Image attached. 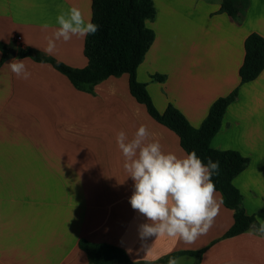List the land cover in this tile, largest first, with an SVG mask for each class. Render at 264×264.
Masks as SVG:
<instances>
[{"label":"crops","instance_id":"obj_1","mask_svg":"<svg viewBox=\"0 0 264 264\" xmlns=\"http://www.w3.org/2000/svg\"><path fill=\"white\" fill-rule=\"evenodd\" d=\"M222 1L152 0L156 16L147 25L155 40L137 78L160 113L172 104L195 128L217 99L239 89L211 146L249 159L234 185L246 213L264 220V71L243 85L240 78L247 38H264V0H248L242 18L222 12ZM58 5L79 7L93 22L95 0H0V42L9 51L1 64L0 50V264H89L82 239L124 249L134 262L202 251L176 257L194 258L192 264H264V236L247 231L225 238L234 212L218 191L219 214L194 242L141 239L148 221L129 203L134 181L123 168L117 133L131 139L145 125L164 152L186 151L178 135L132 96L127 74L89 93L51 64L19 56L27 48L45 54L46 38L58 27ZM85 39L58 41L47 56L84 69ZM14 58L24 60L29 79L10 71Z\"/></svg>","mask_w":264,"mask_h":264},{"label":"trees","instance_id":"obj_2","mask_svg":"<svg viewBox=\"0 0 264 264\" xmlns=\"http://www.w3.org/2000/svg\"><path fill=\"white\" fill-rule=\"evenodd\" d=\"M93 23L99 26L94 35L85 39L84 54L88 65L76 69L34 49H24L21 58L51 64L65 75L71 83L84 92H93L96 85L110 77L129 76L132 96L143 104L149 115L157 122L174 131L186 152L195 151L207 163L208 158L219 162V174L212 177L216 191L220 192L223 204L234 212V223L225 238L238 236L249 231L256 222L255 217L246 213L243 196L235 187L234 179L248 166L249 159L233 150L221 151L212 148L211 142L220 131L229 105L235 101L239 89L228 96L217 99L211 106L208 116L199 128L193 127L188 119L172 104L164 113L154 105L147 85L137 78V71L154 40L155 33L147 22L156 16L152 0H95ZM248 0H223L221 11L233 18H242L248 9ZM3 53L1 64L9 57L6 46L0 42ZM264 71V38L258 34L250 35L245 42V58L240 69L241 84L256 80ZM155 79L163 81V76ZM79 248L88 256L89 264H167L170 256L153 262H134L124 249L82 239ZM199 252H180L172 257L192 255L200 257Z\"/></svg>","mask_w":264,"mask_h":264},{"label":"clouds","instance_id":"obj_3","mask_svg":"<svg viewBox=\"0 0 264 264\" xmlns=\"http://www.w3.org/2000/svg\"><path fill=\"white\" fill-rule=\"evenodd\" d=\"M57 7L58 27L46 38L47 45L43 49L46 55L56 51L58 41L66 43L74 36L84 39L99 29L91 16L86 17L79 7ZM49 26L45 22L42 28ZM7 66L18 78L27 80L31 76L24 60L14 58ZM152 136L145 125H141L131 139L123 130L116 135L117 146L124 157L123 168L134 181L129 203L148 221L140 227L141 239L167 236L190 244L211 229L219 214L222 201L216 198L212 179L219 174V162L208 158L205 163L195 151L183 156L164 152L159 140L150 139ZM249 232L264 236V220L257 216ZM193 259L170 256L167 264H192Z\"/></svg>","mask_w":264,"mask_h":264},{"label":"built area","instance_id":"obj_4","mask_svg":"<svg viewBox=\"0 0 264 264\" xmlns=\"http://www.w3.org/2000/svg\"><path fill=\"white\" fill-rule=\"evenodd\" d=\"M21 39H22V38H21L20 36L17 37V40H18V41H21Z\"/></svg>","mask_w":264,"mask_h":264},{"label":"water","instance_id":"obj_5","mask_svg":"<svg viewBox=\"0 0 264 264\" xmlns=\"http://www.w3.org/2000/svg\"><path fill=\"white\" fill-rule=\"evenodd\" d=\"M11 54H13V55H14V54H15V51H11Z\"/></svg>","mask_w":264,"mask_h":264}]
</instances>
